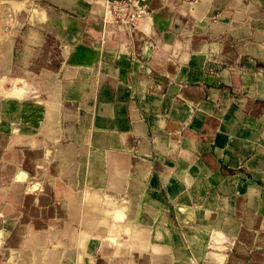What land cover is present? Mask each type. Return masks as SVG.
Segmentation results:
<instances>
[{
	"label": "crops",
	"instance_id": "crops-1",
	"mask_svg": "<svg viewBox=\"0 0 264 264\" xmlns=\"http://www.w3.org/2000/svg\"><path fill=\"white\" fill-rule=\"evenodd\" d=\"M35 1L59 68L23 120L65 209L54 256L264 264V0H142L132 30L103 0Z\"/></svg>",
	"mask_w": 264,
	"mask_h": 264
},
{
	"label": "rangeland",
	"instance_id": "rangeland-1",
	"mask_svg": "<svg viewBox=\"0 0 264 264\" xmlns=\"http://www.w3.org/2000/svg\"><path fill=\"white\" fill-rule=\"evenodd\" d=\"M119 1L123 9L116 14L111 0H103L106 20H112L114 14V23L132 30L143 17L140 13H148L147 6L142 0H133L136 22L125 3L131 0ZM38 4L35 0H0V264H81L80 258L65 261L54 256L58 254L55 250L63 251L65 243L54 242L49 230L63 228L65 209L53 205L58 198L53 194L48 204L47 147L40 149L45 160L33 163L38 148L33 150L32 137L38 136L32 135L30 121L23 120V113L31 112L33 104L43 106L49 100L56 86L53 72L59 68V50L51 35L43 33L40 42L38 35L32 38L38 29ZM257 5L264 10L263 3ZM39 137L43 138L42 131ZM90 194L85 195L89 198Z\"/></svg>",
	"mask_w": 264,
	"mask_h": 264
},
{
	"label": "built area",
	"instance_id": "built-area-1",
	"mask_svg": "<svg viewBox=\"0 0 264 264\" xmlns=\"http://www.w3.org/2000/svg\"><path fill=\"white\" fill-rule=\"evenodd\" d=\"M111 2H112L113 5H114V6H112V9H113L114 13L116 12V14H121V9H123V8H121V5H119V4H120V1H119V0H111ZM125 3L127 4V6H128V5L130 6V8H129V13L131 14V16H132V18H133V20H134L135 11H134L133 8H136L137 6L133 3V0H131V1H127V2H125ZM141 14L143 15L142 12L140 13V16H141ZM130 18H131V17H130ZM128 19H129V16H127L126 20H128ZM122 20H123V19H122ZM123 21H124V20H123ZM134 21H136V20H134Z\"/></svg>",
	"mask_w": 264,
	"mask_h": 264
},
{
	"label": "bare ground",
	"instance_id": "bare-ground-1",
	"mask_svg": "<svg viewBox=\"0 0 264 264\" xmlns=\"http://www.w3.org/2000/svg\"><path fill=\"white\" fill-rule=\"evenodd\" d=\"M108 14V13H107ZM52 15H54V13H52ZM56 18V17H55ZM52 20V19H51ZM64 20V19H63ZM52 22V21H51ZM50 25H51V23H50ZM49 26V25H48ZM63 28V27H62ZM64 41V40H63ZM64 47V46H63ZM61 50V49H60ZM36 124V123H35ZM50 150V149H49ZM48 150V151H49ZM78 153H79V151H78ZM82 153V152H81ZM49 154V153H48ZM83 155V154H82ZM85 156V155H84ZM79 157V156H78ZM77 160V159H76ZM79 160V159H78ZM86 160H87V156H86ZM99 160V159H98ZM83 162V161H82ZM68 164V163H67ZM89 164V163H88ZM70 165V164H69ZM85 170H86V168H85ZM78 171V170H77ZM93 171V170H92ZM79 172V171H78ZM19 174L21 175V173H20V171H19ZM92 175V174H91ZM17 176H19L18 175V173H17ZM77 178V177H76ZM72 179V178H71ZM36 180V179H35ZM78 180V179H77ZM32 183V182H31ZM33 184V183H32ZM36 185V184H35ZM30 189V188H29ZM181 195V194H180ZM100 196V195H99ZM94 198V196H93V194H90V196H89V200H91V199H93ZM101 203H102V201H101ZM136 205V204H135ZM102 206V205H101ZM189 213V212H188ZM190 214V213H189ZM149 215V214H148ZM80 216V215H79ZM251 216V215H250ZM130 217V216H129ZM227 220V219H226ZM221 223H222V220H221ZM223 224V223H222ZM216 225V224H215ZM217 227V226H216ZM219 228V227H218ZM137 230V229H136ZM223 230V229H222ZM229 230V229H228ZM207 232V231H206ZM237 232V231H236ZM161 233V232H160ZM77 234V233H76ZM78 235V234H77ZM150 235V234H149ZM161 235V234H160ZM68 237V236H67ZM161 239H162V237H161ZM4 240V239H3ZM78 243L80 244V245H82V246H84V244H85V242L84 241H81L80 239H79V241H78ZM164 244V243H163ZM165 246V245H164ZM64 250V249H63ZM164 250V249H163ZM75 251V250H74ZM64 252V251H63ZM171 253V252H170ZM72 254V253H71ZM161 254H162V252H161ZM72 256V255H71ZM63 257V256H62ZM65 257V256H64ZM63 257V258H64ZM68 258H69V256H68ZM66 259L67 258H65V261H66ZM168 261V260H167ZM165 262V261H164ZM163 262V263H164ZM171 262V261H170ZM167 263V262H166ZM64 264H68V263H66V262H64ZM69 264H71V262H69Z\"/></svg>",
	"mask_w": 264,
	"mask_h": 264
}]
</instances>
